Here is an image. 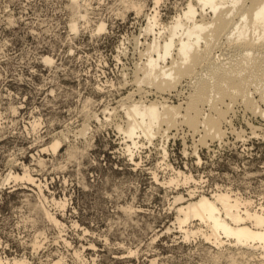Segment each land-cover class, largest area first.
Listing matches in <instances>:
<instances>
[{
  "label": "rangeland",
  "instance_id": "374dc122",
  "mask_svg": "<svg viewBox=\"0 0 264 264\" xmlns=\"http://www.w3.org/2000/svg\"><path fill=\"white\" fill-rule=\"evenodd\" d=\"M192 2L0 0V258L233 264L234 256L236 264H264L259 250L239 255L228 243L207 241L199 222L183 229L178 223L193 191L264 208V102L254 88L248 97L257 102L255 113L244 101L221 106L228 111L220 138L204 127L194 133L181 117L151 142L136 139V148L119 130L132 102L180 107L183 116L194 81L159 94L141 69L154 40L163 42ZM154 15L159 25L148 34ZM230 51L214 52L240 59ZM170 59L161 64L166 71ZM26 172L34 182L14 180Z\"/></svg>",
  "mask_w": 264,
  "mask_h": 264
},
{
  "label": "bare ground",
  "instance_id": "6f19581e",
  "mask_svg": "<svg viewBox=\"0 0 264 264\" xmlns=\"http://www.w3.org/2000/svg\"><path fill=\"white\" fill-rule=\"evenodd\" d=\"M159 1L155 0L156 3ZM195 4L189 3L183 15L175 19L168 28L169 36L163 42L160 38L154 40L148 51L152 55H149L147 63L141 69L143 77L157 92H171L184 79L194 81L191 83L192 92L187 98L184 114L181 116L180 107H167L166 104H128L124 109L127 118L126 129L120 127L119 130L135 148L139 144L136 139L144 137L151 142L158 135L162 125L166 124L169 129L177 124L180 117L181 123L194 133L204 127L207 136L220 138V126L225 120L228 107L225 109L227 111L220 108L225 105L226 100L231 103L244 101V108L255 113L258 109L257 102L248 97L254 88L255 93L258 92V96L260 94L259 101L264 102V58H258V55L264 52V0H196ZM133 7L137 8L138 13L141 11V7ZM208 16L210 19H207ZM157 17H152L146 33L155 32L159 25ZM180 32L183 33L177 41ZM160 35L161 32L159 37L162 38ZM216 49L224 52L229 49L231 53L241 54V57L231 62L228 59V62L220 58L221 55H215ZM169 59L171 63L166 71V67H161V64H165ZM205 107H209L210 111L206 116L203 111ZM60 145V142H55L51 150L56 153ZM164 152L167 157V152ZM130 157L133 160L134 156ZM10 178L9 176L8 180ZM14 180L34 182L27 172L22 178L14 177ZM174 182L172 180L171 184ZM189 201L187 207L178 209V223L181 229L189 222L196 221L200 224L198 233L217 247L221 248L228 243L242 251L239 255H249L251 251L258 250L264 255L262 206L255 210L250 201L234 198L229 194L215 193L212 196H204L197 195L194 191L190 192ZM45 216L54 224L60 225L50 214L45 213ZM201 227H205L206 231L203 232ZM188 236L189 233H186V237ZM230 261L236 264L234 256L230 257ZM0 264L28 262L22 259L11 261L0 258ZM55 264L65 263L59 260Z\"/></svg>",
  "mask_w": 264,
  "mask_h": 264
}]
</instances>
